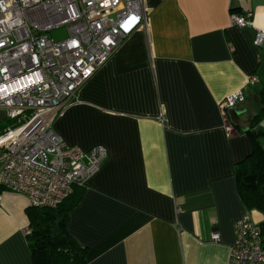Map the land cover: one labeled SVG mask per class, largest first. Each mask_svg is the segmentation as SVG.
<instances>
[{
    "label": "crops",
    "instance_id": "obj_1",
    "mask_svg": "<svg viewBox=\"0 0 264 264\" xmlns=\"http://www.w3.org/2000/svg\"><path fill=\"white\" fill-rule=\"evenodd\" d=\"M144 1L148 30L129 35L54 123L68 145L108 152L67 230L87 264H228L233 222L247 210L233 166L252 151L246 128L264 86V50L230 14L251 11L264 28V0ZM252 73L259 82L227 111H239L228 136L219 103ZM29 205L3 191L0 264H34Z\"/></svg>",
    "mask_w": 264,
    "mask_h": 264
},
{
    "label": "built area",
    "instance_id": "obj_2",
    "mask_svg": "<svg viewBox=\"0 0 264 264\" xmlns=\"http://www.w3.org/2000/svg\"><path fill=\"white\" fill-rule=\"evenodd\" d=\"M252 15L231 12L230 23L252 28L253 45L264 50V28ZM60 27L63 37L49 35ZM136 30H148L144 0H0V122H10L0 123V201L10 191L54 207L100 170L107 149L68 145L54 123ZM258 82L249 74L220 101L225 118ZM225 129L228 136L236 131L227 120ZM233 236L228 264H264V234L251 211L233 222Z\"/></svg>",
    "mask_w": 264,
    "mask_h": 264
},
{
    "label": "trees",
    "instance_id": "obj_3",
    "mask_svg": "<svg viewBox=\"0 0 264 264\" xmlns=\"http://www.w3.org/2000/svg\"><path fill=\"white\" fill-rule=\"evenodd\" d=\"M258 107L251 115L246 134L252 151L233 166L236 190L249 211L264 215V86L257 94ZM84 187L73 192L54 207L29 205L25 232L34 264H87V247L68 230L70 211L79 203ZM264 234V218L259 222Z\"/></svg>",
    "mask_w": 264,
    "mask_h": 264
},
{
    "label": "rangeland",
    "instance_id": "obj_4",
    "mask_svg": "<svg viewBox=\"0 0 264 264\" xmlns=\"http://www.w3.org/2000/svg\"><path fill=\"white\" fill-rule=\"evenodd\" d=\"M65 34H66V33H65V28H64V27H60V28L55 29V30H53V31H51V32L49 33V35H50L51 37H53L54 39L61 38V37H63ZM259 85H260V84H258L257 86H259ZM259 87H260V86H259ZM257 107H258V104H257ZM257 107H256V109H257ZM226 120L229 121V123H231V125L233 126V123H232V121L229 119L228 115H226ZM0 123L3 124V125H7V124H9L10 122H9L8 120L4 119V120L1 121ZM233 128H234V126H233ZM234 129H235V128H234Z\"/></svg>",
    "mask_w": 264,
    "mask_h": 264
},
{
    "label": "water",
    "instance_id": "obj_5",
    "mask_svg": "<svg viewBox=\"0 0 264 264\" xmlns=\"http://www.w3.org/2000/svg\"><path fill=\"white\" fill-rule=\"evenodd\" d=\"M237 113H239V111L237 110V107H234L230 113L231 115V121L234 123V124H238L239 121L237 119ZM247 130V128H246Z\"/></svg>",
    "mask_w": 264,
    "mask_h": 264
}]
</instances>
